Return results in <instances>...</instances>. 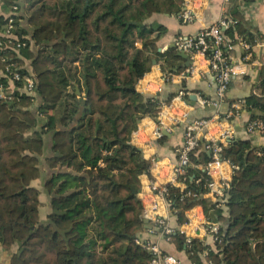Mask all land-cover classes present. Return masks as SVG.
Returning a JSON list of instances; mask_svg holds the SVG:
<instances>
[{"label":"trees","instance_id":"16d2710c","mask_svg":"<svg viewBox=\"0 0 264 264\" xmlns=\"http://www.w3.org/2000/svg\"><path fill=\"white\" fill-rule=\"evenodd\" d=\"M2 1L5 8L20 4L26 24L16 33L28 38L18 52L1 53L0 82L8 79L2 76L6 66L14 71L23 65L20 72L33 74L36 88L34 94L21 88L13 101L0 100V245L6 250L19 245L11 264H150L155 254L137 239L146 229L141 176L152 161L130 140L140 121L157 117L174 96L163 99L137 89L154 60L162 59L164 70L185 69L176 47L159 51L166 28L148 25L147 19L180 12L183 0ZM238 1L231 0L234 24L224 34L233 43L242 37L250 51L264 33L249 24ZM254 89L245 108L264 119L263 72ZM260 151L264 147L252 138L234 137L223 146L222 157L235 166L226 210L204 198H182L180 188L169 187L178 225L195 204L210 219L227 221L212 246L172 234L171 242L194 264H203L205 250L214 264H264ZM191 160L204 165L211 157L201 146ZM186 171L190 188L202 192L205 178L198 185L191 177L203 171ZM39 178L51 203L46 220L40 213L42 191L33 185Z\"/></svg>","mask_w":264,"mask_h":264},{"label":"built area","instance_id":"2783aa9c","mask_svg":"<svg viewBox=\"0 0 264 264\" xmlns=\"http://www.w3.org/2000/svg\"><path fill=\"white\" fill-rule=\"evenodd\" d=\"M203 1L183 0L179 12L181 21L183 23L194 21ZM226 3V9L217 23L203 28L197 35L178 36L175 47L177 51L186 53L192 59V64L180 72L164 70L163 80H169L173 74H178L181 78L200 74L201 59L207 64V72L211 73L217 82L219 98L221 100L225 98L232 76L237 72L231 52L242 47L247 50L243 61L248 62L252 58L251 50L249 51L251 46L248 42L239 37L237 43H233L224 34V30L234 24L233 18L228 13L230 0H226ZM22 12L20 4L11 3L8 8H5L3 1L0 0V56L1 53L11 50L18 52L21 47L26 46L27 43L22 38H28V36L16 33L21 26L26 24L24 19L19 17ZM208 38L211 39V42L208 41ZM23 67L21 65L12 71L11 66L8 65L5 71H2V76L8 79L6 82H0V100L13 101L15 91L21 88L34 94L36 77L30 73L20 72L19 69ZM21 79L24 80L23 87L16 85V81ZM186 97L187 94L180 90L169 103H162L157 117H154L153 139L163 138L165 132H171L179 125L185 126L184 138L183 143L176 149L175 160L170 155L148 158L152 161L149 172L145 173L148 181L142 183L138 193L143 204L142 218L149 222L148 231L151 234H158L166 238L167 241H171L172 234L178 231L186 237L187 242L199 239L207 244V240L210 239L213 244L220 241L221 225L220 222L210 219L205 214L201 204H195L186 211L187 220L184 223L174 226L170 222L167 213L175 211L172 209L169 187L180 188L183 192L182 198H204L218 208L227 206L235 166L229 160L224 159L221 152L223 146L235 137L234 129L230 126L225 127L216 137L213 134L209 135L213 119L200 118L188 122L193 106ZM200 102L202 105L207 104V101L203 99ZM233 107L237 108L238 104H233ZM139 131L140 127L133 131L131 143L137 139ZM246 132L249 136L264 133V120L261 118L249 120ZM202 133L210 136L208 139L206 138L207 142L201 141ZM201 146L211 157V160L204 165L193 163L191 160V153ZM260 154H264V151H260ZM188 167L200 168L203 171V175L200 177H191V180L198 185L203 181L202 178H205L202 192L198 193L190 188L186 171ZM164 211L167 213L165 214ZM137 242L146 244L147 248L155 254L150 264H181L176 256L163 252L156 244L145 242L139 237ZM207 255L208 250H205L202 256L203 264H214L212 260L207 259Z\"/></svg>","mask_w":264,"mask_h":264},{"label":"crops","instance_id":"0c3cea01","mask_svg":"<svg viewBox=\"0 0 264 264\" xmlns=\"http://www.w3.org/2000/svg\"><path fill=\"white\" fill-rule=\"evenodd\" d=\"M238 4L249 24L264 33V0H240ZM226 6V0H204L196 19L192 22L183 23L179 18L178 12L176 14H154L147 19V24H161L166 28L161 32L158 41L159 51L165 52L168 48L175 47V41L178 36L197 35L203 28L217 23L222 17ZM246 53L247 50L242 47L236 48L231 52V58L233 64L237 66V72L233 74L223 100L219 98L218 86L214 76L207 72V64L201 59L200 67L202 70L200 74L190 75L187 78H181L178 74H173L167 81L162 78L164 71L163 60H156L157 63L139 81L137 89L145 95L161 96L163 99L168 98L170 94L175 96L180 90H183L187 94L188 102L193 106L188 122L200 118L213 119V123L209 128V135L213 134L217 137L222 129L230 126L234 129L236 138H252L256 146L264 147V133L249 136L246 132L248 121L253 118V115H258L259 111L255 110L252 112L245 108L246 98L251 95L254 87V90H256V85L262 78V72L264 73V39L253 46L251 50L252 58L248 62L243 61V56ZM182 66L186 68L185 59ZM173 72L177 71L174 70ZM202 99L207 101L206 105L201 104L200 101ZM233 104H238V107L234 108ZM231 112L232 115H230ZM138 127H140V131L137 134V139L132 141V143L143 150L146 158L170 155L174 160L176 159V149L183 143L184 125H179L171 132L165 133L164 138L156 140L153 139L155 128L153 117L147 116L143 118ZM209 135L202 133L201 141L207 142L206 138L208 139ZM47 154H50L49 148L47 149ZM44 171H46L45 174L49 175L50 172L47 169ZM147 181L146 174H143L141 182L146 183ZM33 185L42 191L43 204L40 206V213L41 219L46 220L51 210V203L45 192H43V179L34 180ZM222 208L226 210L227 206ZM167 216L174 226L178 225L174 213L168 211ZM145 223L146 229L139 233L140 239L150 244H156L163 252L176 256L181 264H194L187 253L184 250H179L174 243L167 241L166 238L158 234H151L148 231L149 222ZM226 224L227 221L220 222L221 227H225ZM207 244L213 245L210 239L207 240ZM18 251V244L14 245L10 250H6L0 245V264H11L13 254Z\"/></svg>","mask_w":264,"mask_h":264},{"label":"water","instance_id":"95a60500","mask_svg":"<svg viewBox=\"0 0 264 264\" xmlns=\"http://www.w3.org/2000/svg\"><path fill=\"white\" fill-rule=\"evenodd\" d=\"M178 55L181 56L183 59L186 60V67H189V66L192 64V59H191L186 53H184V52H179ZM156 63H157V61L154 60V64H156ZM165 133H168V132H165ZM134 193H138V190L135 189V190H134ZM143 220H144L145 222H147L146 219H143ZM21 251H22V249H21Z\"/></svg>","mask_w":264,"mask_h":264}]
</instances>
